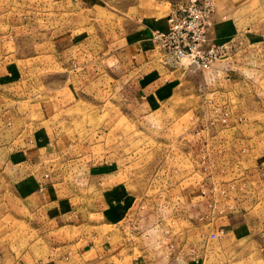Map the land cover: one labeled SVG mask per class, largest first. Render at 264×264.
Here are the masks:
<instances>
[{
	"label": "rangeland",
	"instance_id": "rangeland-1",
	"mask_svg": "<svg viewBox=\"0 0 264 264\" xmlns=\"http://www.w3.org/2000/svg\"><path fill=\"white\" fill-rule=\"evenodd\" d=\"M172 1L0 0V70H10L0 88L28 129L49 128L57 139L54 186L88 212L68 238L119 245L109 264H264V204L250 205L252 217L238 215L221 235L201 225L229 212L225 197L208 201L199 191L203 180L244 186L241 130L249 117H264V0H216L227 81L224 71L184 59L158 101L140 104L123 45ZM153 44L156 66L165 68ZM113 206L123 212L116 224L97 210ZM3 227L24 231L7 238L31 246L24 223L5 219ZM33 251L45 256L38 264H70L59 247Z\"/></svg>",
	"mask_w": 264,
	"mask_h": 264
},
{
	"label": "crops",
	"instance_id": "crops-1",
	"mask_svg": "<svg viewBox=\"0 0 264 264\" xmlns=\"http://www.w3.org/2000/svg\"><path fill=\"white\" fill-rule=\"evenodd\" d=\"M175 1L171 2L169 11ZM169 11L165 15L162 13L154 15V18L144 24L142 30L139 32L136 30L127 44L123 45L122 53L129 58L128 72L135 75L134 83L137 81L136 77L138 78L136 88L132 90L135 89V98H141L140 104L158 101L160 91L179 77L177 68L179 62L163 61L166 67L158 66L157 68V62L152 54L154 42L149 36V31L155 28L168 29ZM221 13L220 6H216L213 12V25L208 32L209 43L222 42L224 39ZM119 55L120 50H117L112 56L113 61H119ZM221 61V58L215 61L216 66L219 62L223 63L221 67L217 68L213 65L212 68L214 67L217 75L224 71V78L227 81L229 77L226 75L231 70L229 67L231 64L228 60L222 63ZM143 67H145L143 72L137 75ZM7 75H10L8 68L0 70L1 80ZM1 85L2 83L0 87ZM227 85L232 87L234 83H227ZM143 96H146V100ZM10 100H13L12 97L6 96L4 90L0 88V264H38L36 259L45 256L38 257L31 252L33 248L44 252L54 251V248L58 247L64 254L63 258H66V262L70 261V264H89L90 260L109 264L110 260L115 258L114 256H118L119 245L106 242L92 245L84 241L82 236L78 239L67 237V232H72L74 227L82 225L84 218L88 219V212L84 215L78 213L73 197L67 193H59V189L54 186L55 178L50 173L49 164L57 153L56 137L49 128L28 129L24 122L22 123L23 114L18 113L17 106L15 109ZM136 100L138 99L134 100V105L130 102L134 107H138ZM246 121L252 125H248L246 129L242 127L240 134V144L243 146L241 157L245 165L242 167L243 173L240 180L244 186L240 183L237 188L238 183L235 185L234 182L225 181L218 184L215 180L209 183L203 180L205 183L200 182V190L198 189L200 194L208 191L207 195L201 194L208 201L215 197L221 203L220 198L224 195V202L227 203L229 212H218L210 216L208 223L201 225L205 227L209 224V231L217 230V233L221 235L222 232L229 233L234 230L232 225L238 215L244 220L252 217L254 208H249L250 205L254 207L264 204V117L261 115L255 119L249 117ZM219 185L225 188V191H218ZM230 190L231 194L227 193ZM233 190L234 193H232ZM117 194V197L124 200L125 197ZM245 203L249 205L246 207ZM234 204L239 205L237 209L242 207L239 213H236ZM117 208L118 206L98 207L97 210L98 213H102L103 220L107 219L110 223L116 224L122 220L120 218L123 216V212ZM5 219L16 220L27 226L28 234L35 236L30 247L24 249L20 240L12 243V240L7 238L8 234L23 235L25 232L19 229L14 231V227L11 229L3 227ZM45 242L49 243L48 250H45ZM56 256L48 255L47 257L52 259ZM186 264L200 263L192 258L188 259Z\"/></svg>",
	"mask_w": 264,
	"mask_h": 264
},
{
	"label": "built area",
	"instance_id": "built-area-1",
	"mask_svg": "<svg viewBox=\"0 0 264 264\" xmlns=\"http://www.w3.org/2000/svg\"><path fill=\"white\" fill-rule=\"evenodd\" d=\"M215 9L216 0H177L173 3L167 18L168 29L152 30V39L164 62L181 63L187 59L190 64L213 66L223 51L221 44L209 43L208 38Z\"/></svg>",
	"mask_w": 264,
	"mask_h": 264
}]
</instances>
